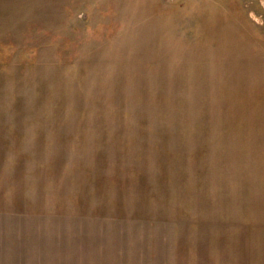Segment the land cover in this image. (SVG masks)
I'll return each mask as SVG.
<instances>
[{
  "label": "rangeland",
  "instance_id": "374dc122",
  "mask_svg": "<svg viewBox=\"0 0 264 264\" xmlns=\"http://www.w3.org/2000/svg\"><path fill=\"white\" fill-rule=\"evenodd\" d=\"M0 264H264V0H0Z\"/></svg>",
  "mask_w": 264,
  "mask_h": 264
}]
</instances>
